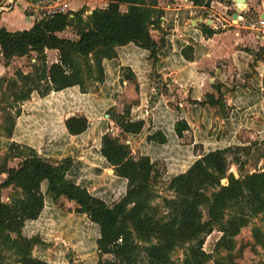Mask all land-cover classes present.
<instances>
[{
  "label": "trees",
  "instance_id": "obj_1",
  "mask_svg": "<svg viewBox=\"0 0 264 264\" xmlns=\"http://www.w3.org/2000/svg\"><path fill=\"white\" fill-rule=\"evenodd\" d=\"M102 1L107 7L95 9L90 15L82 8L43 19L29 30L9 32L0 28V53L5 64L32 52L39 60L33 75L15 74L16 79L8 82L9 93L0 97V104L11 99L16 107L33 92L44 97L76 87L87 93L88 86L103 83V61L114 59L116 49L127 45L148 52L153 64L158 61L159 47L150 34L160 28L163 16L158 0ZM188 1L195 7H208L211 2ZM121 6H126V10L121 11ZM67 28L75 32L78 40L56 35ZM202 28L207 37L216 33L205 25ZM46 50L57 51L59 56L58 63L49 68ZM187 51L190 48L183 50V54L191 59ZM215 89L218 98L207 94L198 105L224 116V99L220 88ZM18 113L16 108L15 115ZM108 115L125 135H137L143 129L144 123L131 121L127 111L117 114L110 109ZM5 122L2 131L9 137L14 119L8 115ZM65 126L68 134L78 136L88 125L84 117H70ZM188 129L185 121L174 127L177 136ZM147 139L158 144L166 142L161 134ZM241 151L245 147L239 145L214 150L208 147L196 160H184L185 171L180 172L182 168L178 166L166 176L172 197L161 198L152 186L155 163L148 156L133 158L118 138L109 134L101 137L99 156L118 179L116 191H93L91 186L78 184L70 176L69 158L54 164L31 148L10 144L0 156V175H6L0 188L11 187L13 191L8 202L0 201V264H50L33 255L42 244L40 238H27L22 233L26 223L39 219L45 197L54 206L61 198L73 203L74 212L90 223V253L95 257L87 264H225L204 251L205 238L215 230L219 232L221 237L214 253L225 252L224 259H232L240 231L258 215L264 217V171L245 173L244 163L238 157ZM229 156L238 167V178L228 173ZM14 158H21L22 162L16 169L8 168V161ZM157 199L161 203H156ZM251 240L254 248L264 251L261 227H252ZM177 251L182 252L181 260L172 258Z\"/></svg>",
  "mask_w": 264,
  "mask_h": 264
},
{
  "label": "crops",
  "instance_id": "obj_2",
  "mask_svg": "<svg viewBox=\"0 0 264 264\" xmlns=\"http://www.w3.org/2000/svg\"><path fill=\"white\" fill-rule=\"evenodd\" d=\"M64 1L69 12L85 8L86 15L107 7L102 0ZM16 2L20 3L23 19L30 24L17 26L12 19L2 16L15 13ZM8 4V0H0V7ZM10 4V11L0 13V28L9 32L29 30L34 23L27 19L23 1L11 0ZM245 4L246 10L241 12L245 22L264 14L263 0H245ZM158 7L163 11L160 28L150 33L159 47L155 64L148 52L127 45L116 49L114 59L103 61L104 81L88 86L87 93L75 87L44 97L33 92L16 107L11 99L4 101L0 104V156L10 144H16L31 148L50 163L69 158L70 176L78 184L91 186L93 191H116L118 179L99 156L103 135L119 138V134L126 140L131 156H148L155 168L162 165L164 180L178 166L182 168L180 172L185 171L184 160H196L208 147L214 150L220 146H240L241 131L264 138V36L258 38L232 20L236 9L232 0H211L208 7H195L188 0H158ZM120 9L125 11L126 6ZM203 25L216 33L207 37ZM56 35L78 40L71 28ZM186 48H190L186 53L191 59L183 54ZM45 56L48 68L58 63L57 51L46 50ZM38 65L33 52L15 57L8 64L0 53V79L7 77L3 84L0 82V97L9 93L8 82L16 79L15 74L33 75ZM215 88H220L224 99V116L198 105L207 94L218 98ZM113 108H117V114L127 111L131 121H142V131L137 135L123 134L108 115ZM8 115L14 119L9 137L2 131ZM70 117H84L87 130L78 136L68 134L65 121ZM179 121L189 126L181 136L174 131ZM154 134H161L166 142L149 141L147 138ZM187 136L190 140L185 142ZM21 162V158H14L8 161V168L16 169ZM5 178V174L0 175V184ZM6 200L2 202H8V197ZM65 202L72 206L66 208ZM74 209L75 205L64 198L54 206L45 197L39 219L26 223L22 232L27 238L38 236L42 241L34 249V257L50 264H72L68 260L70 251L80 264L91 262L95 257L90 253L91 225Z\"/></svg>",
  "mask_w": 264,
  "mask_h": 264
},
{
  "label": "rangeland",
  "instance_id": "obj_3",
  "mask_svg": "<svg viewBox=\"0 0 264 264\" xmlns=\"http://www.w3.org/2000/svg\"><path fill=\"white\" fill-rule=\"evenodd\" d=\"M19 2L15 3V13H5L2 16L6 17L7 19H12L13 22L18 24L17 26L22 25H28L30 22L23 19L22 14L18 8ZM242 29H244V25L241 26ZM33 58L35 55H31ZM28 64L30 65V60L28 59ZM7 77H3L0 79V82L3 84V80H6ZM3 87V85H2ZM114 112L117 111V108L112 109ZM118 134V133H117ZM119 142L124 147V149L128 150L130 152V149L128 145L126 144V140L123 139L118 134ZM240 137V146L245 147V151H241L238 155L240 162L244 163V172L245 173H254V172H262L264 171V138L260 139L256 136L255 133H252L251 131H241L239 134ZM116 138V137H115ZM190 140V136H187L186 141L188 142ZM132 157L135 158L136 156L132 154ZM136 159V158H135ZM228 173H232L235 178H238L239 172L238 167L233 161V157H228ZM110 173V172H109ZM164 174L165 169L162 165H159L155 168V173L152 180V186L155 191V193L161 197V198H171L172 194L167 190L168 181L164 180ZM1 180V179H0ZM223 184L226 182L223 181ZM12 189L5 190L0 188V201H7L6 198L9 197L12 194ZM5 203V202H4ZM156 203H161L160 199L156 200ZM64 205L67 207H71L72 205L69 203H64ZM253 226H259L262 228L264 232V217L263 215H258L257 217L253 218L250 222V224L243 228L239 235L236 237V250L233 252L232 259L226 258L225 252H220L219 254L214 253L215 245L219 238L221 237V234L217 232L216 230L213 231L210 235H208L205 238L203 249L205 252L209 254H213L214 258L223 260L225 264H264V251L260 248H254L252 246V240H251V229ZM106 259H110L111 257L105 256ZM172 258L174 260H181L182 258V252L177 251L173 254ZM68 260L72 264H80L78 258L73 255L70 251L68 252ZM214 260V259H213ZM233 262V263H231ZM208 264H214L213 262H210Z\"/></svg>",
  "mask_w": 264,
  "mask_h": 264
},
{
  "label": "built area",
  "instance_id": "obj_4",
  "mask_svg": "<svg viewBox=\"0 0 264 264\" xmlns=\"http://www.w3.org/2000/svg\"><path fill=\"white\" fill-rule=\"evenodd\" d=\"M9 4L6 6L0 7V13L10 11L13 6L10 4L11 0H8ZM23 1V10L28 20H31L33 23L39 22L43 19L52 18L57 15L69 14L70 12L67 9V4L64 0H22ZM244 13V11H242ZM239 14V17L236 19V23L239 22L241 25H244V29L250 32H253L257 35L258 38L264 36V17L250 19L245 22V19L242 15Z\"/></svg>",
  "mask_w": 264,
  "mask_h": 264
},
{
  "label": "water",
  "instance_id": "obj_5",
  "mask_svg": "<svg viewBox=\"0 0 264 264\" xmlns=\"http://www.w3.org/2000/svg\"><path fill=\"white\" fill-rule=\"evenodd\" d=\"M233 3L236 6L235 12L232 15V20L236 21V19L239 17V14L243 11L246 10V4H245V0H232ZM264 1V0H263ZM264 17V14L261 16V18ZM196 22V21H194ZM210 22H207V24Z\"/></svg>",
  "mask_w": 264,
  "mask_h": 264
}]
</instances>
